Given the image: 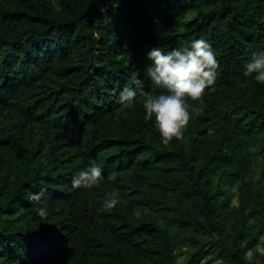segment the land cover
I'll list each match as a JSON object with an SVG mask.
<instances>
[{"label": "trees", "instance_id": "1", "mask_svg": "<svg viewBox=\"0 0 264 264\" xmlns=\"http://www.w3.org/2000/svg\"><path fill=\"white\" fill-rule=\"evenodd\" d=\"M198 39L216 80L164 144L139 91L119 95L160 93L148 52ZM260 51L264 0H0V264H264V84L243 75ZM92 160L104 179L73 188Z\"/></svg>", "mask_w": 264, "mask_h": 264}, {"label": "clouds", "instance_id": "2", "mask_svg": "<svg viewBox=\"0 0 264 264\" xmlns=\"http://www.w3.org/2000/svg\"><path fill=\"white\" fill-rule=\"evenodd\" d=\"M147 55L153 61V65L147 69V75L156 88L162 91L158 94L145 92L141 81L136 80V89L127 86L122 89L119 103L122 108H132L139 91L143 97L144 119L151 121L154 118L162 142L168 144L173 139L181 140L193 114L198 116L203 111L195 105L203 103L206 89L215 83L220 66L216 52L207 41L198 39L192 43L191 49H173L164 53L159 48H152ZM245 68V77L264 84V51L252 53ZM249 151L255 152L257 148L250 146ZM103 179L102 168L92 160L89 167L73 177L72 187L91 189L99 186ZM108 179L114 181L115 175L110 174ZM42 196L43 191L31 194L29 199L40 202ZM118 203L119 193L114 191L106 195L102 207L113 209ZM37 214L46 219L47 208H39Z\"/></svg>", "mask_w": 264, "mask_h": 264}, {"label": "rangeland", "instance_id": "3", "mask_svg": "<svg viewBox=\"0 0 264 264\" xmlns=\"http://www.w3.org/2000/svg\"><path fill=\"white\" fill-rule=\"evenodd\" d=\"M256 250H257V252H258L259 254L264 253V247H263L262 245L258 246ZM185 261H186V256H185V255H184V256H180V257L178 258V262H179V264H183Z\"/></svg>", "mask_w": 264, "mask_h": 264}]
</instances>
